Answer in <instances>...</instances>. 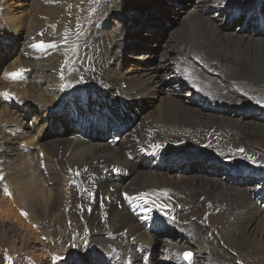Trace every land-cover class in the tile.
I'll list each match as a JSON object with an SVG mask.
<instances>
[{
	"label": "bare ground",
	"instance_id": "obj_1",
	"mask_svg": "<svg viewBox=\"0 0 264 264\" xmlns=\"http://www.w3.org/2000/svg\"><path fill=\"white\" fill-rule=\"evenodd\" d=\"M102 2L0 0V221L22 232L19 254L29 248L35 264H52L41 252L52 240L36 232L41 221L62 232L53 264H185L192 246L204 259L219 257L214 264L261 254L264 0L196 2L177 16L180 30L162 41L158 27L146 40L137 38L138 15L128 7L114 38L100 32L113 13ZM238 22L247 36L230 32ZM253 32L263 37L252 38ZM139 45L145 55L131 57L130 67L113 65ZM16 72L22 76L8 75ZM166 79L183 80L189 104ZM148 99L157 107L152 114L143 111ZM194 99L202 107L193 108ZM253 100L256 106L249 105ZM227 109L257 111L259 122L230 121ZM222 168L233 187L216 181ZM209 170L215 174L206 179ZM184 171L194 172L183 177ZM249 181L252 193L234 185ZM224 208L236 213L233 246L210 234L212 223L233 216ZM156 243L162 261L153 253Z\"/></svg>",
	"mask_w": 264,
	"mask_h": 264
},
{
	"label": "rangeland",
	"instance_id": "obj_2",
	"mask_svg": "<svg viewBox=\"0 0 264 264\" xmlns=\"http://www.w3.org/2000/svg\"><path fill=\"white\" fill-rule=\"evenodd\" d=\"M16 1H18V0H16ZM100 1L101 2L103 1L102 3H103V5L105 6L106 9H109L108 10L109 13L113 12L112 14L107 15L106 18L103 20L102 25L100 27V32H105V34L107 36H109L111 38H114V36H115L114 35L115 34L114 31L119 33L122 30V23H121V20L119 18H121V13H124V12H122V11H124L123 9L128 7V9L130 11H133L134 15H138V17H137L138 18V20H137V26H138L137 27L138 28V36H137V38L146 40L147 39L146 36L148 34H151L149 32L153 31V30L155 31V29L158 27V28H160L159 34H160V38H161V41H162L163 39L167 38L168 34L175 33V32H178L180 30L178 28V27H180V26H178L180 19L177 18V16H179V15L182 16V17L185 16V15H182L184 12L182 14H179L180 11H185V10H183L184 8L186 10L190 11L193 8V6H191V5L196 4V2L199 3L202 0H148V1H145V2L143 0L144 3H139V5L136 6V7L133 6V4H134L133 0H100ZM15 10L18 11V8H16V6H15ZM160 10H162V14L160 13ZM158 21L160 22L159 24H157ZM241 23L240 22L235 23V25H233L232 29H230V32L231 33H235V35H237V34L239 35L240 34V35L247 36L245 32H243L241 34L240 30H238V29L241 28L240 27ZM118 33H116V35H118ZM262 34L263 33L253 32L251 34V36H252V38H258V37H263ZM176 40H178V38H176ZM180 40H181V38H180ZM148 45H150V43ZM163 48L165 49L166 47L163 46ZM143 49H144V46L139 45L138 47H136V50H134V51H132V50L129 51L128 50L127 52H125L123 54L124 58L119 59V60L117 58H115L113 65L117 66V67H120L122 69L123 68L127 69V67H130L131 57H138L139 55L143 56V54H144L143 52L146 50V49H144V50ZM180 49H183V48L180 47ZM194 59L196 60V58H194ZM120 60H121V62H120ZM156 61H158V59H156ZM134 74L125 73V76H130V75H134ZM139 75H140V73H138V75H134V76H139ZM0 76H2V72H0ZM170 76H168V77H170ZM168 77H166V78H168ZM182 81L183 80H179V79H177V80L176 79L175 80H173V79L172 80H169V79L167 80L166 79L165 82L166 83L170 82L169 85L171 87H172V85L176 86L177 95H179L178 99H180L181 101H185L186 102V101L191 100L189 97H187V95L188 96L190 95V88L181 87V86H184ZM169 89L170 88H168V87L164 88L165 91H168ZM260 93H262V92L256 93V96H258ZM193 101H194L193 105L190 104L193 108L196 109V104H197V106L202 107V102L201 101L198 102V101H196V99H194ZM143 102H142L143 111H144L145 114H148V113L152 114L155 110H157V107H152L150 105V103H149V102H151L150 99H148L147 101H143ZM255 102L256 101L253 100L252 103H249V105L252 104V105L256 106L257 102L256 103ZM186 103H188V102H186ZM258 103L260 104V101ZM203 107L205 108V106H203ZM12 111H14V110H12ZM230 111H233V110L227 109L226 112H228V115H227V117H224V118L229 119L230 121H238V123L240 122L239 124H243V125H247L248 124L250 126L251 125L254 126L253 124L255 122H259L258 121L259 119H257V117L259 116V112H257V111H248L247 113H238V114L230 112ZM213 113H214V110H213ZM213 113L212 114H207V115H213ZM214 114H217V113H214ZM234 114L236 115L235 117H233ZM239 114H241V115H239ZM200 115H202V114H200ZM214 116L220 117L219 114L214 115ZM254 138H255V136H254ZM261 140H262V138L260 139V141ZM262 143H264V142H261V143L257 142V147H259V150H260V147L262 149H264V144H262ZM189 153H190V155H192L191 157H192L193 160H195V162L200 163L199 161L201 160V157H202L200 154L198 155L195 151L194 152H189ZM178 160L181 161V158H178ZM172 163H174V162L172 161L171 164ZM167 165H170V163H168ZM223 169L224 168H222L221 172L217 173V174L212 173L211 170H209L207 172V174H209V175H206V179H210L215 174V175H217V177L219 179V180H216V181H219V183H222V184H230V186L233 187L232 183H230L232 181L226 179V176H225L226 173H225V171ZM193 172L194 171H192V172H185L184 171L180 175L183 176V177H188L189 175H192ZM247 172L250 173V174H254L255 170H254L253 167H249ZM172 174H173V172H172ZM253 184H255V182L249 181V182H246L245 184H243V183L241 184V182H235L234 185L240 186V188L242 190H245V189L249 190V189H247V187L251 186ZM253 191L254 190H249V192H251V193ZM6 196H7V194H6ZM8 196H9L8 199L11 200L10 195H8ZM206 200H209V199H206ZM210 200H212V199H210ZM220 201L224 202L223 199H221ZM257 205H258V208H260L262 211H264V197H263L262 200H257ZM224 212H226L227 215L229 214L228 216H232L233 215L231 217V219L229 220V223L225 222V221H222L220 223H212V226L210 227L212 233H210V234L212 236H214V237H228L226 239L230 240L228 242L230 243L231 246H233L235 244V242H236L237 234H236L235 228H232L230 226V223L237 224L236 218H234V216H236V213H235V211L233 209H230V208L222 209V213H224ZM228 212H230L231 214L228 213ZM262 217L263 216H261L260 218H262ZM41 222H42L41 223V228H39L37 230H36V228L34 226H31V225H28V226L31 227L32 230H34V231L36 230V232L40 235V237H47V236L51 237V239H52L51 240V245H49V247L47 249H44L41 252L43 254H45L46 257H49V258H47L48 259L47 261L52 262V264H53L54 260L52 259L53 258L52 255H53L54 252H53L52 247L54 246V244L58 240V238H59L58 235H61L62 232L58 231V232L55 233L53 231L54 228H53V226L51 224H48V223H46L44 221H41ZM256 222H257V220H256ZM146 225H147V223L145 224V227H146ZM166 226H168V224H164L162 226V229H161L162 234L154 232V233H157V235L159 234L158 235L159 239H160V237H162L161 239H163V241H164V235H165L164 228H166ZM145 227H144V230H145ZM152 227H153V225H152ZM250 227L251 228L249 229V232L252 230V228L255 229V220L252 221V225ZM0 231H1V233H0L1 236L0 237L4 236V238H2L0 240V264H8L9 261H12L13 264H35V261L33 262V259H31L32 257H34V255L32 256L31 253L29 254V252L32 251V249L28 248L27 249L28 252H25L26 254H23V255L19 254L18 251H19V247L21 245L20 244V241H21L20 235L22 236V234H21L22 232L20 230H18V228L16 226L12 225V222H10V224H9V223L5 222L4 219H2L0 221ZM9 235H10V237H9ZM211 235H209L208 237L209 238L212 237ZM60 238H62V237H60ZM165 240H167V239H165ZM218 240H220V239H218ZM231 240H232V242H231ZM10 241L11 242L13 241L14 243L16 242V246H15L14 250L8 245V243ZM222 242L221 241H219V242L215 241L214 243H216L215 246H217V247L220 246V249H222L223 248ZM226 245H229V244L226 243ZM80 246L83 247V245H81V243H80ZM152 247L155 248L154 249L155 251L153 253L155 254L157 259L162 261L164 258H166V257H164V253H163L162 247L160 248L159 244L156 243ZM32 248H33V246H32ZM194 248L195 247L192 246L190 248V250L188 251V252H190L192 254V256H191L190 260H185V259L183 260L185 262V264H194L195 260H204L203 264H214L215 260H219V257H217V256L213 257L214 256L213 254L209 255L208 259H204L203 252L195 253V252H198V250L194 249ZM228 253L231 255L229 260L230 259L233 260L234 253H232L231 250H228ZM237 253L240 254L239 252H237ZM215 255H217V253ZM27 256H29L31 258H29ZM218 256H220V255L218 254ZM241 256H242V258L244 257V260L242 262H239L237 260L236 264H246V263L247 264H264V250L262 251L261 254H256V255L248 254V255H245L244 253H242ZM77 259H79V258H77ZM169 263H170V261H169ZM45 264H48V262H46ZM170 264H174V261H171Z\"/></svg>",
	"mask_w": 264,
	"mask_h": 264
},
{
	"label": "snow or ice",
	"instance_id": "obj_3",
	"mask_svg": "<svg viewBox=\"0 0 264 264\" xmlns=\"http://www.w3.org/2000/svg\"><path fill=\"white\" fill-rule=\"evenodd\" d=\"M12 79H17V78H20L22 76V73L21 72H16V73H9L8 74ZM4 95H7L6 93ZM240 151H243V149H241ZM126 198H127V195H126ZM142 198V197H141ZM159 207V206H158ZM22 215H24V213H22ZM184 256V259L185 260H190L191 259V256L192 254L190 252H186L183 254Z\"/></svg>",
	"mask_w": 264,
	"mask_h": 264
},
{
	"label": "water",
	"instance_id": "obj_4",
	"mask_svg": "<svg viewBox=\"0 0 264 264\" xmlns=\"http://www.w3.org/2000/svg\"><path fill=\"white\" fill-rule=\"evenodd\" d=\"M9 264H12V261H9Z\"/></svg>",
	"mask_w": 264,
	"mask_h": 264
}]
</instances>
